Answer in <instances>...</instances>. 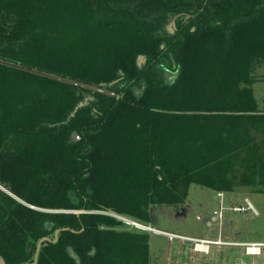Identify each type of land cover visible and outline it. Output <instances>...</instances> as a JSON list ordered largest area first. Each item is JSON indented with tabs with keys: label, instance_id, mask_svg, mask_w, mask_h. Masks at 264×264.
I'll use <instances>...</instances> for the list:
<instances>
[{
	"label": "trees",
	"instance_id": "16d2710c",
	"mask_svg": "<svg viewBox=\"0 0 264 264\" xmlns=\"http://www.w3.org/2000/svg\"><path fill=\"white\" fill-rule=\"evenodd\" d=\"M0 61L80 84L0 62L5 264L59 229L37 264H150L127 221L192 185L264 195V0H0Z\"/></svg>",
	"mask_w": 264,
	"mask_h": 264
},
{
	"label": "rangeland",
	"instance_id": "374dc122",
	"mask_svg": "<svg viewBox=\"0 0 264 264\" xmlns=\"http://www.w3.org/2000/svg\"><path fill=\"white\" fill-rule=\"evenodd\" d=\"M253 77L255 97L264 107V63L255 68ZM246 199L252 203L257 215L251 210H232L234 206H246ZM222 206L225 210L221 220ZM152 219L151 224H139L141 227L127 222L129 229L149 234L150 264H240V259L246 264L253 261L259 264L264 261V257L244 256V249L239 246L210 245L209 249L202 247L203 252L195 249L201 240L264 241V195L247 190L224 192L221 201L218 192L192 185L184 205L154 207Z\"/></svg>",
	"mask_w": 264,
	"mask_h": 264
},
{
	"label": "built area",
	"instance_id": "2783aa9c",
	"mask_svg": "<svg viewBox=\"0 0 264 264\" xmlns=\"http://www.w3.org/2000/svg\"><path fill=\"white\" fill-rule=\"evenodd\" d=\"M219 194V197L221 198V201L223 200V197H224V193L223 192H220L218 193ZM223 210H225V208L222 206L221 207V212L219 213V218L222 220L223 218ZM232 210L234 212H246L248 210H251L255 215L258 214V212L256 211V209L254 208V206L252 205V203L246 199V206H234L232 208ZM129 223H133L134 226H137V227H141V225H139L140 223H137V222H133V221H127ZM210 245H217V246H220V245H228V246H239V247H242L244 249V255L248 258H255V257H260L261 255H263L264 253V243H224V242H221L220 240H201L197 243L196 245V251H202L201 248L204 247V246H207L208 249L210 248ZM206 252V251H205ZM207 252H209L207 250ZM240 264H246L244 260L240 259ZM251 264H255L254 261L251 263Z\"/></svg>",
	"mask_w": 264,
	"mask_h": 264
},
{
	"label": "water",
	"instance_id": "95a60500",
	"mask_svg": "<svg viewBox=\"0 0 264 264\" xmlns=\"http://www.w3.org/2000/svg\"><path fill=\"white\" fill-rule=\"evenodd\" d=\"M176 19H177V18H173L172 20H170V22H169V24H168V29H169V31H170L171 33L174 32V28H173V27H175V25H176V24H175V23H176ZM0 62H1V63H4V62H2V61H0ZM143 62H145V59H144L143 57H140V58H139V63L141 64V63H143ZM4 64H7V65H9V66H15V65H13V64H9V63H4ZM15 67H17V68H19V69H24V70H26V71H30V72L35 73V74H38V75H42V76H44V77H47V78H50V79H53V80H56V81H60V82L68 83V84L80 85V84H78V83H76V82H74V81H71V80H68V79H65V78L57 77V76H54V75H50V74H46V73H42V72H38V71H34V70H29V69H27V68H23V67H20V66H15ZM87 88H89V87H87ZM98 91H101V90H98ZM78 140H80V137H79V135H78L76 132H74V133L72 134V141L76 142V141H78ZM62 230L65 231V230H67V229H62ZM62 230L59 229V230L56 231L54 240H50L49 238H44V239H42L41 241H39V243H38V245H37V251H36V255H35L34 262H33V263H29V264H37V262H38L39 252H40L41 247L43 246V244H44L45 242H53V243H56V242L58 241V238H59V233H60ZM0 264H5L4 261H3L1 258H0Z\"/></svg>",
	"mask_w": 264,
	"mask_h": 264
},
{
	"label": "crops",
	"instance_id": "0c3cea01",
	"mask_svg": "<svg viewBox=\"0 0 264 264\" xmlns=\"http://www.w3.org/2000/svg\"><path fill=\"white\" fill-rule=\"evenodd\" d=\"M237 243H264V241H250V242L241 241V242H237ZM242 254H243V252H242ZM260 257H264V253ZM260 257H259V259H260ZM223 263H225V262L223 261ZM259 264H264V261L263 262H260Z\"/></svg>",
	"mask_w": 264,
	"mask_h": 264
}]
</instances>
